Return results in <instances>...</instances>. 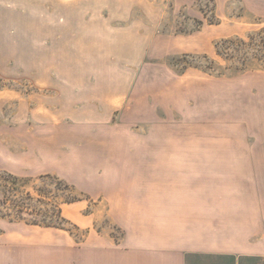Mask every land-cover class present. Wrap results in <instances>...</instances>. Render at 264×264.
<instances>
[{
    "label": "rangeland",
    "instance_id": "1",
    "mask_svg": "<svg viewBox=\"0 0 264 264\" xmlns=\"http://www.w3.org/2000/svg\"><path fill=\"white\" fill-rule=\"evenodd\" d=\"M0 90V251L120 244L118 162L264 160V0H0Z\"/></svg>",
    "mask_w": 264,
    "mask_h": 264
},
{
    "label": "crops",
    "instance_id": "2",
    "mask_svg": "<svg viewBox=\"0 0 264 264\" xmlns=\"http://www.w3.org/2000/svg\"><path fill=\"white\" fill-rule=\"evenodd\" d=\"M3 97L0 90V102ZM22 127L32 132L29 125ZM22 142L28 148L29 141ZM5 145L0 137V160H7ZM117 164L121 172L108 174L105 182L98 179L94 187L122 230L120 244L98 237L86 251H0V264H210L216 258L264 264V160Z\"/></svg>",
    "mask_w": 264,
    "mask_h": 264
},
{
    "label": "trees",
    "instance_id": "3",
    "mask_svg": "<svg viewBox=\"0 0 264 264\" xmlns=\"http://www.w3.org/2000/svg\"><path fill=\"white\" fill-rule=\"evenodd\" d=\"M254 37L253 36H251L250 37V42L249 43H246L244 40H236V41H232V40H228V41H226V42H224V43H229V44H234V43H238V44H240V45H250L253 41H254Z\"/></svg>",
    "mask_w": 264,
    "mask_h": 264
}]
</instances>
